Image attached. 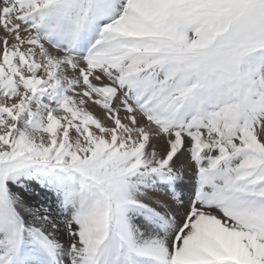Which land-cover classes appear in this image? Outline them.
<instances>
[{
    "label": "snow or ice",
    "instance_id": "6c2138e0",
    "mask_svg": "<svg viewBox=\"0 0 264 264\" xmlns=\"http://www.w3.org/2000/svg\"><path fill=\"white\" fill-rule=\"evenodd\" d=\"M0 264H264V0H0Z\"/></svg>",
    "mask_w": 264,
    "mask_h": 264
}]
</instances>
